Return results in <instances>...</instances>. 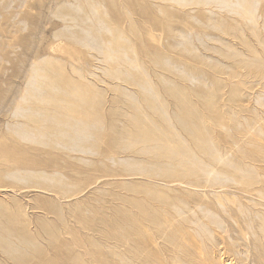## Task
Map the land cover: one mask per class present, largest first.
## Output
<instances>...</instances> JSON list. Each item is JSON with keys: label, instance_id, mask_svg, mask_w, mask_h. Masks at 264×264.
<instances>
[{"label": "rangeland", "instance_id": "1", "mask_svg": "<svg viewBox=\"0 0 264 264\" xmlns=\"http://www.w3.org/2000/svg\"><path fill=\"white\" fill-rule=\"evenodd\" d=\"M232 70L264 101V0H0V264H111L158 226L264 264V209H210L232 182L212 173L211 83Z\"/></svg>", "mask_w": 264, "mask_h": 264}, {"label": "bare ground", "instance_id": "2", "mask_svg": "<svg viewBox=\"0 0 264 264\" xmlns=\"http://www.w3.org/2000/svg\"><path fill=\"white\" fill-rule=\"evenodd\" d=\"M242 75V72L232 70L230 78L219 83L217 71L211 83L210 141L214 148L212 173L230 178L232 182L216 181L209 185L213 194L210 209H215L218 203L225 207L229 215L232 211L227 204H236L231 199L233 194H241L251 202V206L264 209V101H260L257 106L245 96L244 86L247 85L248 90H254L255 86H248ZM260 76L263 80L264 73H260ZM259 84L261 87L257 92L264 90V82ZM249 169L253 170V174L248 172ZM239 205L245 210L250 209L243 202ZM247 225L251 226L249 222ZM145 232L141 234L139 231L137 236L128 232L124 238H117L118 247H124V251H120L115 263L111 264H219L214 259L215 249L208 250V236L199 234L198 227L158 226L155 230L148 228ZM160 238L163 242L159 241ZM86 264L109 263L104 259H91Z\"/></svg>", "mask_w": 264, "mask_h": 264}]
</instances>
